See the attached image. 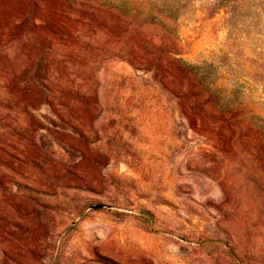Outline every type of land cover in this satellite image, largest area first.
<instances>
[{
  "label": "rangeland",
  "instance_id": "374dc122",
  "mask_svg": "<svg viewBox=\"0 0 264 264\" xmlns=\"http://www.w3.org/2000/svg\"><path fill=\"white\" fill-rule=\"evenodd\" d=\"M0 264H264V0H0Z\"/></svg>",
  "mask_w": 264,
  "mask_h": 264
}]
</instances>
